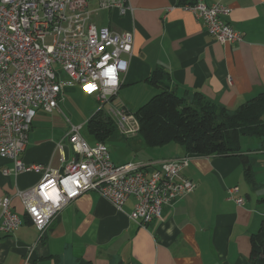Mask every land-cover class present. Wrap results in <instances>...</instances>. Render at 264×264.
<instances>
[{
  "label": "crops",
  "instance_id": "crops-1",
  "mask_svg": "<svg viewBox=\"0 0 264 264\" xmlns=\"http://www.w3.org/2000/svg\"><path fill=\"white\" fill-rule=\"evenodd\" d=\"M193 1L124 0L121 12L118 7L98 9L97 0H88L87 23L133 33L132 53L123 55L128 66L117 91L128 115L129 105L139 107L157 92L147 81L157 68L164 70L168 88L187 101L197 91L214 105L234 110L264 91V0H196L230 8L224 19L243 34L242 41L232 43L217 41L182 6ZM60 81L59 105L62 95L79 85L69 78ZM54 116L34 113L24 164L61 171L62 157H75L66 143L67 129H60ZM124 134L133 154L111 156L114 164L188 156L173 141L146 146L137 122L133 132ZM188 157L181 175L193 181V191L163 204L160 218L147 226L129 218L134 197L118 209L97 192L86 191L68 202L40 236L15 193L36 185L41 171L14 172L12 161L0 156V199L9 197L21 219L12 232L0 231V264H78L82 259L91 264H247L250 236L264 218L262 140L241 136L238 153ZM234 187L238 191L229 192ZM239 196L241 204L235 201Z\"/></svg>",
  "mask_w": 264,
  "mask_h": 264
},
{
  "label": "built area",
  "instance_id": "built-area-1",
  "mask_svg": "<svg viewBox=\"0 0 264 264\" xmlns=\"http://www.w3.org/2000/svg\"><path fill=\"white\" fill-rule=\"evenodd\" d=\"M87 3L0 0V156L12 161L14 172L41 171L36 185L15 193L40 236L68 202L86 191L97 192L118 209L129 196L134 197L129 218L145 227L160 218L163 204L173 203L195 187L181 175L188 156L114 164L108 146L90 144L80 134L81 125H71L66 134L75 157L67 161L62 157L65 164L61 171L23 163L34 113L60 110L62 73L86 93L94 94L102 108L117 94L120 74L127 70L128 60L123 55L132 53L133 33L87 23ZM97 3L98 9H125L124 0ZM182 6L200 19L217 41L243 40V34L224 19L230 11L227 5L195 1ZM111 112L121 128L132 117L123 108ZM124 131L132 130L124 127ZM237 191V187L229 190ZM235 201L241 204L243 199L239 196ZM20 224L10 198L0 199V231L8 234Z\"/></svg>",
  "mask_w": 264,
  "mask_h": 264
},
{
  "label": "trees",
  "instance_id": "trees-1",
  "mask_svg": "<svg viewBox=\"0 0 264 264\" xmlns=\"http://www.w3.org/2000/svg\"><path fill=\"white\" fill-rule=\"evenodd\" d=\"M164 77L161 68L150 74L147 81L157 92L132 113L137 134L146 146L173 141L181 144L188 156L229 155L240 152V138L248 136L261 139L264 147V91L230 110L214 105L197 91L187 101L168 88ZM114 122L97 108L87 120L94 141L106 144L112 139L117 129ZM78 264L91 263L82 259ZM247 264H264V218L250 236Z\"/></svg>",
  "mask_w": 264,
  "mask_h": 264
},
{
  "label": "rangeland",
  "instance_id": "rangeland-1",
  "mask_svg": "<svg viewBox=\"0 0 264 264\" xmlns=\"http://www.w3.org/2000/svg\"><path fill=\"white\" fill-rule=\"evenodd\" d=\"M47 42H49L47 40ZM62 76H59L61 80L66 81L65 74H61ZM78 85V84H76ZM77 87L75 91L65 92V94L62 95L63 100L60 101V110L56 109L52 112L54 114V119L57 121L58 127L60 129H67V131L70 129L71 125H81L80 134L89 142L91 143L94 141L93 135L89 132L88 126H87V120L91 116V114L97 109L98 103L95 100L94 94H88L86 93L79 85L75 86ZM126 103V102H124ZM123 102L120 99V95L116 94L113 99L110 101V103L106 104L103 109L104 113L106 115H109L114 119V122L117 129L116 132L113 135V138L110 140H107L108 149L110 151V154L113 158H122L125 157L127 154H131L132 151L129 144H127V139L124 137V127L131 128L133 132L136 128V123L134 121V115L132 114L135 110H137L138 107H132L129 105V108L131 110V118L123 124V128L117 125L118 119L117 116L114 115L113 111L119 110L123 108ZM41 111V110H37ZM109 111V112H108ZM52 114H48L47 116H51ZM118 120V121H117ZM252 140L257 141V139L253 138ZM66 143L69 144L70 142L68 139L66 140ZM141 155L137 153L136 158H139Z\"/></svg>",
  "mask_w": 264,
  "mask_h": 264
}]
</instances>
